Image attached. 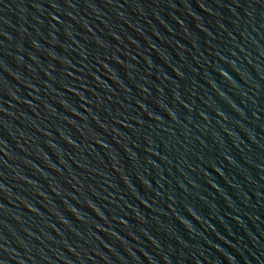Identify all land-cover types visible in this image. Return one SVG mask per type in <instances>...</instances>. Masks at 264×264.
<instances>
[{
    "label": "water",
    "instance_id": "obj_1",
    "mask_svg": "<svg viewBox=\"0 0 264 264\" xmlns=\"http://www.w3.org/2000/svg\"><path fill=\"white\" fill-rule=\"evenodd\" d=\"M0 264H264V0H0Z\"/></svg>",
    "mask_w": 264,
    "mask_h": 264
}]
</instances>
